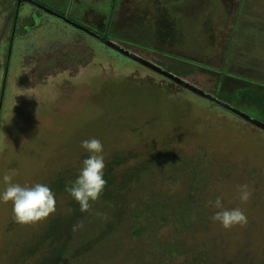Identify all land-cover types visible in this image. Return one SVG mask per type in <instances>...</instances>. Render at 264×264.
I'll return each instance as SVG.
<instances>
[{"label": "rangeland", "instance_id": "1", "mask_svg": "<svg viewBox=\"0 0 264 264\" xmlns=\"http://www.w3.org/2000/svg\"><path fill=\"white\" fill-rule=\"evenodd\" d=\"M41 1L56 11L65 9V0ZM100 1L81 0L83 10L78 13L82 16L84 7L93 5L94 10L88 15L95 20V12L103 14L96 9ZM236 1L233 0V8L228 11L227 0H120L114 26L119 31L134 27L135 21L144 19V22L145 14L153 12L149 16L151 20L145 22L161 26L160 35L156 37L155 30L149 31L146 26L148 29L141 38L159 42L167 52L186 54L192 59L202 55L197 48L201 42L195 37L197 29L200 35L210 32L212 36L208 40L216 45L210 62L220 66L227 52L226 41L230 39L227 36L235 33L230 35L237 13ZM109 2H105V12ZM246 3L245 8L238 6V14L250 6L247 11L258 13L260 20H264V1ZM30 4L17 9L0 0V192L6 187L4 175L12 170L11 182L21 186L45 184L61 171L71 177L68 171L80 170L83 154H89L81 147L85 139L97 138L102 142L105 161H112L115 154L128 155L127 164L116 168L119 172L159 153L206 154L207 159L214 157L219 161L218 171L225 170V174L219 177L217 174L215 180L209 176L205 193L211 199L221 197L224 208L242 209L247 224L225 229L218 222L207 227L205 222L189 218L191 228L183 231L174 222L157 223L154 242L185 243L186 252L169 264H264V129L208 97L188 92L151 68L144 69V65L128 59L125 62L111 59L106 52L92 49L93 46L83 50L79 43L73 42L74 38L70 39L66 23L44 15L40 8ZM15 10L20 12L16 22ZM175 18L179 22L175 21L178 30L174 31L171 24L164 29ZM263 25L264 22H259L253 26L252 30L256 31L251 36L264 34L260 30ZM120 34L126 39L122 40L124 47L135 49L128 42L134 33L129 29ZM91 40L92 44L96 43ZM149 40L142 41L149 43ZM240 46L233 47L235 61L225 60L221 66L233 73H228V78L239 76L241 80L227 78L223 83L227 94L220 92L216 96L230 100L234 109L264 123V80L255 79L257 74L253 71L243 72L251 53ZM236 61L237 65H232ZM7 64L9 72L4 86ZM197 80L211 86L215 79L209 72L200 70ZM249 89L254 90L258 102H241V92ZM145 103L150 104L140 109ZM158 112L159 117H154ZM243 184L252 193L247 203H241L238 198L237 185ZM54 194L56 211L30 224L16 223L12 203L0 201V264L57 261L54 258L59 256L57 248L62 241L59 237H63L62 232H68L77 203L65 189ZM209 211L215 213L217 209L211 206ZM208 240L211 243L207 253L202 260H196V252L201 253L198 243ZM154 242L150 246L144 241L138 243L141 251L136 255L148 254L146 263L141 256H136L134 261L125 260L121 251L117 257L97 264H158L165 252L156 253ZM32 249L35 252L31 253Z\"/></svg>", "mask_w": 264, "mask_h": 264}, {"label": "trees", "instance_id": "2", "mask_svg": "<svg viewBox=\"0 0 264 264\" xmlns=\"http://www.w3.org/2000/svg\"><path fill=\"white\" fill-rule=\"evenodd\" d=\"M4 1L7 4H13L17 9L21 5L28 3L24 0ZM35 1L54 10L41 0ZM80 1L81 0H65V9L54 11L65 16L67 20L79 24L81 28L76 27L61 17L44 11V9L40 8V10L44 12V15L45 13L49 14L51 18L66 23L69 26L68 28L71 32L69 35L70 39L74 38L73 42L79 43L80 46L83 47V50H86L88 46H93L92 49H99L101 52H106V55H108L111 59L115 58L124 62L128 59L130 62L141 66L144 65V69L151 68L142 62L133 59L119 49L110 46L104 41V39L110 40L128 52L137 55L138 57L159 66L163 70L186 80L191 85L202 90L204 94L212 95L214 98L231 105L230 100L225 101L223 99H219L216 96V93L220 94L221 92L223 94H227V92L223 91L225 86L223 83L228 78L229 74L233 73L228 72L227 68H224V70L227 72V75H225L221 65H223L225 60L231 59L235 61L232 57V52L234 45L236 46V34L233 36H227L230 39L226 41L228 44L227 52L224 54L222 63L220 66H213L210 62V59L214 55L213 52L215 51L216 45L213 44L212 40L211 42L208 40V37L212 36L210 32L208 35H200L197 29V34H195V37L197 40L199 39L201 41L199 42L200 44L197 48L200 49L202 55H200L201 57H193L192 59L186 54L183 55L167 52L164 48V45H161L159 42H152L151 39L149 40L144 36L141 38L143 35L142 33L148 29L146 26L149 27V31H153V29L155 30L156 37L160 35L158 30L161 28V26H151L145 22L151 18L150 15L153 14V12H147L145 14V23L143 22L144 19H140L134 22V27L128 26V28L119 31L114 26V16L118 9L120 0H110L107 12L104 11L106 9L105 2L107 0H99L100 2L98 3L99 5L96 7V9H99L103 14L99 15L95 12V20L94 18L91 20L90 15H88L89 12L94 10L93 5L85 6L82 16L80 13H78L81 11L80 9H82V3ZM227 1L228 8H226V10L229 11L233 8V0ZM254 1L259 2L260 0ZM245 3L246 0H237L236 3H234V6H237V13L233 19L234 24L232 23L233 25L230 35L235 30L237 26L236 21L239 20L238 17H240L238 16V6H244L245 8ZM247 3H249V0H247ZM247 9L250 10V6H248ZM247 9H244V12L247 13ZM75 11H77V13H75ZM19 13L18 10H15L14 22L19 19ZM248 14L253 15L250 11ZM32 17L34 20H36V17ZM104 19H106V21H103ZM175 21H177L176 18L173 19V21L171 20V22L168 21L164 29H167L168 25L171 24V27L174 29V31L178 30V21L176 23ZM257 24L258 23H253L254 26ZM129 29L132 31V34L134 33L132 35L134 37L132 38H137L140 40L138 43H136V41L135 43H132V38H128V42L134 45L135 49L133 50L132 48L124 47L122 40L126 39H122L120 34L121 32L125 33ZM14 32L15 31H13V33ZM251 37L254 38V40L251 41L247 49H244L246 52L247 50L253 52L257 48L256 43H258V41L261 42V40H259V34L256 33L255 37ZM91 39L96 43L92 44L90 42ZM146 39L150 42L144 43L142 41ZM10 40L14 41V38H10ZM84 43H86V45ZM262 44H264L263 41L261 45ZM9 50H11L10 47ZM10 56L12 55L9 52L8 58H10ZM200 58H204L205 61H201ZM254 60L255 58L253 57L249 58L243 67V72L247 73L249 71H253L250 66ZM7 65L6 71L4 72V86L6 85L9 72V64ZM17 65L18 64H14V67H17ZM232 65H237V61ZM249 67L250 69H248ZM220 69L223 71H220ZM200 70H205L206 73L209 72L210 75L214 76V85L206 86L198 83L197 77L200 74ZM154 71L157 75L166 77L156 70ZM166 78L168 79V77ZM228 79L241 80L239 76H230ZM175 84L178 85L179 83L175 82ZM183 88L188 90V92H194L185 86H183ZM243 91L244 92H241L242 95L240 94L239 97L241 102H252L253 100L258 102L257 96L254 95V90L249 89ZM196 95L206 98L199 93H196ZM210 101L215 102L212 99ZM149 104L150 103H145L144 105H140L139 108H146ZM160 114V112L157 114L154 113V117L158 118ZM244 120L250 122L246 119ZM88 156L89 154L86 153L83 154L82 158L86 159ZM129 158L130 157L128 155L126 156L125 154L120 153L115 154L111 158L112 161H105L104 179L107 183L102 194L98 200L90 202L91 209L88 212H82L80 205L78 202H76L77 207L71 213L73 215L70 216L72 219L68 225V232H62L61 235L63 237H59V239H62L61 243L58 244L59 247L57 248L59 256L58 258H54L57 259V261L53 264H97L100 261L103 262L106 261V259L111 260L114 257H117L116 255H118V252L121 251L122 254H124L123 258L125 260L134 261L136 256H141L142 260L145 261L144 263H146V259L149 260L148 254H145L146 257L144 255H136L141 251L138 243L139 241H142V243L144 241V243H147L148 246H150V242H154L153 239L156 232L155 230L157 229L154 227L155 224L159 223L160 225H166V223L174 222L177 224L179 230L185 231L191 228V225L187 220L189 218H194V221L198 223L199 221L205 222L204 225H207V227L213 222L210 218L214 213H210L209 208L211 206L208 205V201H214L216 197L211 199L208 193H205L207 185L210 182L207 180L209 176H212V179L215 180L217 174L218 177L219 174L222 176L225 174V170L222 173H220L221 171H218V166L220 163L216 158L212 157L211 159H207L206 154L202 153H193L191 155L181 153L165 155L163 153H159L157 156H152V158L149 157L143 162H137L135 165L125 167L120 172L119 170H116V168L126 165ZM222 163L223 162L221 161V164ZM68 172L71 174V177H69L70 175L67 176L66 171H61L58 173V175L51 176L45 184L51 188L53 193L60 192L63 189L66 190V187L70 186L71 183L76 180L79 170L71 169ZM159 172L161 173L160 176L154 175L155 173L157 174ZM135 191H137L138 194H136ZM98 213L99 215H97ZM191 215H196L197 217ZM76 223L81 224L82 227L74 232L72 231V226H74ZM40 242H43V240L40 239ZM210 243L211 242H209V240L198 243L201 253L196 252V255L194 256L195 259L197 258L196 260H202L204 254H206L209 249ZM154 246L157 249L156 253L163 255V251L165 252L163 258L157 261L158 264H169L179 254L186 252L185 243L181 242L172 243L171 245L168 243H162L159 245L158 242H154ZM33 249L30 251L31 253H33ZM46 264H51V261H47Z\"/></svg>", "mask_w": 264, "mask_h": 264}, {"label": "clouds", "instance_id": "3", "mask_svg": "<svg viewBox=\"0 0 264 264\" xmlns=\"http://www.w3.org/2000/svg\"><path fill=\"white\" fill-rule=\"evenodd\" d=\"M81 147L89 153V156L82 161L76 180L66 187V191L78 202L82 212H88L91 209L90 202L99 199L107 183L104 179L105 158L103 144L97 138L83 140ZM13 174L14 170L3 177L6 187L3 192H0V201L12 203L13 220L16 223H36L48 218L56 211L55 194L47 184L35 183L31 186H21L11 182ZM237 192L241 203H247L252 195L247 184L237 185ZM208 205L217 209L210 219L220 223L225 229L235 225L244 226L248 222L242 209L224 208L222 198L219 196L214 201H208ZM80 227H82L81 224L74 225L72 230L75 232Z\"/></svg>", "mask_w": 264, "mask_h": 264}, {"label": "crops", "instance_id": "4", "mask_svg": "<svg viewBox=\"0 0 264 264\" xmlns=\"http://www.w3.org/2000/svg\"><path fill=\"white\" fill-rule=\"evenodd\" d=\"M244 12V10H243ZM241 12L240 14H238V19L236 21V28H235V33L236 34V44L237 47L240 46L239 48L241 49H247L249 44L251 43L252 40H254V38L251 37V32L252 31H256V30H252L253 28V23H259V22H264V20H260L259 17H257L258 13H254L256 15H250L248 14V11L246 13V15H244V13ZM254 12V11H253ZM259 19V20H257ZM234 27V26H233ZM263 31L264 33V25L263 27L260 29ZM259 40L258 43H256L257 48L253 51L250 52L251 54H249L250 57L255 58V60L252 62L251 64V69H253V72H255L257 75L254 74V78L257 80H264V44L261 45L262 41L264 43V34L259 32ZM251 37V38H250ZM256 42V41H255ZM260 43V44H259ZM243 45V46H242ZM250 67L248 69H250ZM260 90V89H258Z\"/></svg>", "mask_w": 264, "mask_h": 264}, {"label": "water", "instance_id": "5", "mask_svg": "<svg viewBox=\"0 0 264 264\" xmlns=\"http://www.w3.org/2000/svg\"><path fill=\"white\" fill-rule=\"evenodd\" d=\"M25 1H27V2H29V3H32V4L36 5L37 7L41 8V9H44V11L49 12V13L52 14V15H55V16L61 17V18L64 19V20H67V19L65 18V16L61 15L60 13H58V12L52 10L51 8H49V7L43 5V4H41V3H39V2H37V1H35V0H25ZM67 21H69V20H67ZM69 22L72 23L73 25H75L76 27H80L79 24H76V23L73 22V21H69ZM80 28H81V27H80ZM93 34H94V33H93ZM104 41H105V43L109 44L110 46H112V47H114V48H116V49H119L120 51H122L123 53H125V54H127L128 56L132 57L133 59L142 62L143 64H145V65L151 67L152 69H154V70H156L157 72H159V73L165 75L166 77H168V78L174 80L175 82H177V83H179V84H181V85H183V86L189 88L190 90H192V91H194V92H196V93H199V94H201V95H203V96H205V97H208V98L212 99L213 101H215V102L221 104L222 106H224V107H226V108H228V109L234 111L235 113H237L238 115H240V116L243 117L244 119H246V120L252 122L253 124H255V125H257V126H259V127H261V128L264 129V123H263V122L258 121V120H255V119L251 118L250 116H248V115H246V114H244V113H242V112H240V111H238V110L232 108L230 105H228V104H226V103H224V102L218 100L217 98H214L212 95L204 94V92H203L202 90H200L199 88H197V87L191 85V84L188 83L186 80H184V79H182V78H180V77H177V76H175L174 74H172V73H170V72H168V71L163 70V69L160 68L159 66H157V65H155V64H152V63H150V62H148V61H146V60H144V59H142V58H140V57H138V56H136V55H134V54L128 52L127 50H125L124 48L120 47V46L117 45L116 43H113L112 41H110V40H105V39H104Z\"/></svg>", "mask_w": 264, "mask_h": 264}, {"label": "flooded vegetation", "instance_id": "6", "mask_svg": "<svg viewBox=\"0 0 264 264\" xmlns=\"http://www.w3.org/2000/svg\"><path fill=\"white\" fill-rule=\"evenodd\" d=\"M20 4H21V3H20ZM20 4H19V5H20Z\"/></svg>", "mask_w": 264, "mask_h": 264}]
</instances>
